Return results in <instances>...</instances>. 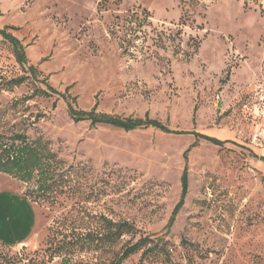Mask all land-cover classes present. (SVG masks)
Returning a JSON list of instances; mask_svg holds the SVG:
<instances>
[{"label": "rangeland", "instance_id": "obj_1", "mask_svg": "<svg viewBox=\"0 0 264 264\" xmlns=\"http://www.w3.org/2000/svg\"><path fill=\"white\" fill-rule=\"evenodd\" d=\"M0 29L28 59L0 33V140L41 136L72 165L47 194L0 171L34 221L22 245L0 232V264H111L144 237L121 264H264V0H0ZM68 100L169 131L77 122Z\"/></svg>", "mask_w": 264, "mask_h": 264}, {"label": "trees", "instance_id": "obj_2", "mask_svg": "<svg viewBox=\"0 0 264 264\" xmlns=\"http://www.w3.org/2000/svg\"><path fill=\"white\" fill-rule=\"evenodd\" d=\"M0 33L9 40L13 45L14 54L17 60L26 65L28 59L25 53V46L21 41L11 33H8L5 29H0ZM28 72L30 76L38 80V68L35 65L28 66ZM29 76L24 75L14 80V84H20L24 82ZM45 82V80H44ZM47 89L39 88V91L47 96L54 94L60 95L65 98L64 94H61L56 89H54L47 82ZM68 111L71 118L74 121L90 120L91 124H110L115 127H120L125 130H133L141 127H156L158 129L169 131L168 127L163 125L157 120L145 118H121L113 116L106 113L96 112L95 109L90 111H85L74 107L71 101H67ZM215 143L222 144L223 141L214 138L204 136ZM49 142L44 140V138L37 137L31 139L26 133H17L12 135L6 140H0V171L4 173L11 174L17 177L19 180L30 183L35 182V188L33 192L47 194L54 190L61 178L67 177V172L72 169V165L68 166L66 170H63L62 160L58 157L56 152H54L50 146ZM188 151V149H187ZM186 151V152H187ZM185 173L182 176V198L177 203L173 213H176L183 205L184 196L186 195L187 187V171L185 168ZM25 197H29L24 193ZM133 229L132 224L128 222L113 223L109 222L107 235L120 237L124 233H128ZM149 237H144L139 239L136 243L127 246L121 255L111 264H121L122 261L128 258L131 254L135 253L139 249L143 248L149 241ZM154 246L144 250L143 254L148 250H153ZM62 264H70L68 260H63Z\"/></svg>", "mask_w": 264, "mask_h": 264}, {"label": "crops", "instance_id": "obj_3", "mask_svg": "<svg viewBox=\"0 0 264 264\" xmlns=\"http://www.w3.org/2000/svg\"><path fill=\"white\" fill-rule=\"evenodd\" d=\"M14 201H17L18 206L13 207V204H10ZM33 229V210L30 199L25 197L22 192H20V196L0 192V232L2 230L16 232L15 244L12 245L18 246L28 241Z\"/></svg>", "mask_w": 264, "mask_h": 264}]
</instances>
